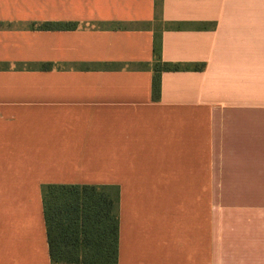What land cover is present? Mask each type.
Returning a JSON list of instances; mask_svg holds the SVG:
<instances>
[{"label":"crops","instance_id":"crops-1","mask_svg":"<svg viewBox=\"0 0 264 264\" xmlns=\"http://www.w3.org/2000/svg\"><path fill=\"white\" fill-rule=\"evenodd\" d=\"M45 184L116 264H264V0H0V264H52Z\"/></svg>","mask_w":264,"mask_h":264},{"label":"trees","instance_id":"trees-1","mask_svg":"<svg viewBox=\"0 0 264 264\" xmlns=\"http://www.w3.org/2000/svg\"><path fill=\"white\" fill-rule=\"evenodd\" d=\"M155 45L153 94L160 96L159 72L173 69ZM52 264H116L118 219L112 196L103 186L45 184L42 186Z\"/></svg>","mask_w":264,"mask_h":264},{"label":"rangeland","instance_id":"rangeland-1","mask_svg":"<svg viewBox=\"0 0 264 264\" xmlns=\"http://www.w3.org/2000/svg\"><path fill=\"white\" fill-rule=\"evenodd\" d=\"M62 264H66V263H62Z\"/></svg>","mask_w":264,"mask_h":264}]
</instances>
